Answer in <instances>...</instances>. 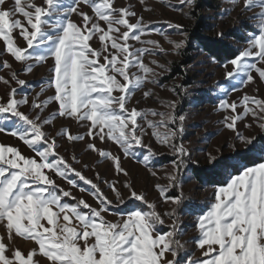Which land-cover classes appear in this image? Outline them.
I'll use <instances>...</instances> for the list:
<instances>
[{
  "label": "snow or ice",
  "instance_id": "snow-or-ice-1",
  "mask_svg": "<svg viewBox=\"0 0 264 264\" xmlns=\"http://www.w3.org/2000/svg\"><path fill=\"white\" fill-rule=\"evenodd\" d=\"M178 2L184 7L195 4V0ZM242 4V11H259L249 17L254 23L245 46L220 64L228 84L218 82L217 89L222 94L219 109L225 113L222 123L247 151L230 145L236 152L232 162L207 154L209 171L221 180L206 211L196 218L197 236L191 238L200 253L196 256L186 248L189 241L179 239L184 232L176 217L183 193L169 195L171 189L182 187L181 173L191 162L183 142L186 115L177 111L176 101L163 105L167 111L129 107L146 83L159 84L162 73L156 68L165 67L156 60L151 61L155 67L145 62L146 54L166 52L158 41L143 38L150 34L152 22L130 5L116 6L115 0H0V42L5 46L0 55L12 58V62L0 60V67L12 70L13 63H19L25 73L45 67L46 87L40 93L52 91L39 101L27 95L17 98L26 81L15 70L9 79L0 76L10 89L0 96V119L12 125L6 129L0 124V132L8 131L32 153L0 143V264H264V145L258 147L256 137L242 134L239 128L241 123L246 129L255 125L264 132V99L246 91L236 100L228 98L257 78L264 81V0H242ZM193 12L194 8L185 15L194 19ZM229 12L222 10L223 15ZM168 24L183 39L160 34L172 45L171 51L180 54L190 43V33L181 24ZM217 35L222 38L224 33ZM90 42H98L99 47ZM13 81L16 87L11 86ZM151 95L143 92L144 98ZM52 105L55 109L45 116ZM57 118L78 122L86 134H73L62 125L50 135L46 126ZM148 129L174 157L171 171L165 172L167 182L154 185L158 199L174 206L164 212L144 190H137L122 163V156L137 157L140 150L142 159L137 162L158 177L154 160L163 153L145 142ZM86 137L87 149L112 165L115 179L103 181L111 199L100 187L99 173L94 182L83 174L86 164L77 169L80 159L72 155L69 160L61 151L64 138L79 142ZM96 141L112 142L122 156ZM79 181L90 185L91 191L79 187ZM78 187L81 194L93 197L94 205L83 195H74ZM127 205L131 207L121 208ZM165 217L172 223L162 231ZM17 239L35 246L25 252L16 245Z\"/></svg>",
  "mask_w": 264,
  "mask_h": 264
},
{
  "label": "rangeland",
  "instance_id": "rangeland-1",
  "mask_svg": "<svg viewBox=\"0 0 264 264\" xmlns=\"http://www.w3.org/2000/svg\"><path fill=\"white\" fill-rule=\"evenodd\" d=\"M201 1L198 0L197 3ZM116 6L126 7L131 6L138 15H142L145 21H151L149 28V35L143 37L144 39H153L158 41L165 49L166 52L161 54L158 51L155 54H146L145 62L149 66L155 67L151 64L152 60H156L159 64L164 65V69L156 68L157 72H161L162 75L158 77L159 84L146 83L143 89L137 91L132 98L129 107L135 106L137 109H154L157 111H167L163 106L171 101L177 102V111L186 115L185 121V134L183 136V142L189 149L191 155V162L188 165V169L181 173L182 187H177L169 191V195H180L183 193L184 202L178 209L177 220L179 221V227L183 230L184 234L179 236L181 242L189 241L186 244V248L190 253H194L199 256L200 253L196 249L195 244L191 243V238L197 236V230L195 228L196 218L202 211H206L207 205L213 199V193L216 186L203 184L199 180L195 179L192 175L190 165L195 167H212L207 159V154L212 153L219 159L226 157H235L236 152L233 151L230 145L235 144L240 151H247L245 145L234 139V133L226 129L222 123V117L225 113L219 109L220 99L222 94L217 89V83L228 84L223 79V69L219 63H214L213 59L204 54L202 50L195 49L194 45L190 42L185 48L180 50V54H175L171 51L172 45L168 44L164 39V36L160 33L170 34V38L176 41L183 39L179 30L169 27L168 22L173 24H181L185 29H191L196 24L198 17L189 19L185 13L192 11L201 14L202 19L208 24L205 28L208 32L202 35L217 37L228 44L230 47L242 48L245 46L247 27L252 28L253 21L249 19L254 12L259 11L258 8H253L251 11H242V0H236L235 3L232 0H216V9L212 11H201L197 6L196 0L194 6L184 7L179 4L178 0H144L142 5L139 0H115ZM9 7L11 4L9 3ZM183 9V11H181ZM223 9H230L229 14L223 15ZM85 11L89 9L85 8ZM75 18V17H73ZM247 26V27H246ZM218 32H223L224 36L221 38L217 35ZM230 32H236V37L230 35ZM242 38V39H240ZM22 42V41H21ZM93 47H99L98 42H90ZM4 45L0 42V51L4 49ZM0 60H8L12 62V58L8 55H0ZM174 63H177L179 68L183 70L184 76L174 75L173 67ZM168 69V70H166ZM15 70L18 72L19 77L26 81L23 87H19L17 91V98L27 95L29 99L37 98L39 100L46 99L48 95L52 94L51 90L40 93L41 87H46L44 80L48 75L45 67L34 68L31 73H25L22 70V66L19 63H13V69H4L0 67V76H4L6 79L11 77V72ZM167 77V79H164ZM186 82V85H182V82ZM160 85H163L161 87ZM12 87H16L15 82L11 83ZM181 86V87H178ZM175 88L173 92L171 89ZM186 90V91H185ZM10 91L7 85L0 82V96L5 95ZM144 91H151L152 95L148 98L143 97ZM247 92L250 96L255 95L257 98L264 99V81L258 78L255 82L249 85L246 89L242 88L240 91L232 92L229 95L230 100H236L243 92ZM207 93L208 95H204ZM39 94V96H38ZM192 99L188 107H184L185 99ZM189 104V103H188ZM181 108V109H179ZM182 108H186L183 110ZM55 109V105L50 106L45 111L44 115L47 116L52 110ZM149 119H152L150 116ZM158 119V118H156ZM246 122L251 123V118H248ZM6 129H10L12 125L5 123L3 119H0ZM70 127V131L73 134H86L87 129L80 126L78 122L71 119L64 120L57 118L53 121V124L46 126V131L50 135H55L61 130V126ZM240 131L246 136H255V143L259 146L257 139L264 137V132L260 131L255 125L251 129L244 128L243 124H239ZM149 135L145 138L146 143H151L154 150L163 153L154 160V168L158 173V177H153L150 172L145 169L142 163L137 162V158L142 159L140 150L137 151V157H130L124 159L122 152L119 151L118 146L112 142H108L107 145H101L99 141H96L100 147L110 149L113 153H119L122 156V163L124 168L130 173L131 179L135 181L137 190H144L149 201H156L158 203V210L161 212L171 210L173 205L164 204L162 199H158V192L154 185L159 182L165 184L167 181L164 178L166 171H171L172 157L169 150L158 144L153 137H151V129H148ZM0 143H4L8 146H17L20 148L23 154L32 155L31 151L23 145V143L16 137L11 136L8 131L0 132ZM62 153L66 154L69 160L72 155H76L81 164L75 165L77 169L81 168V165L86 164L87 167L83 169V174L88 178L93 179L95 182L96 174L99 173L101 177L100 187L109 195V198H113L112 193L107 188V185L103 183L104 180L115 179V173L112 169V165L109 161L101 160L97 153L89 151L87 149L88 139L79 142H68L66 138L60 141ZM162 156H168L171 158L167 163H160ZM165 166V167H161ZM121 179H123L121 174ZM66 186V185H65ZM79 187H84L91 191L90 185H85L82 181L78 182ZM79 187L73 190L74 195L81 196L90 204H95V200L88 193L81 194ZM138 206L139 202H136ZM125 207H131L127 205ZM121 206V208H125ZM111 211L115 212L119 209L111 208ZM109 219H115V217H108ZM166 224L162 227V231L167 230V226L172 223V219L165 217ZM16 245L22 250L27 252L34 247L33 242H26L21 239H17Z\"/></svg>",
  "mask_w": 264,
  "mask_h": 264
},
{
  "label": "trees",
  "instance_id": "trees-1",
  "mask_svg": "<svg viewBox=\"0 0 264 264\" xmlns=\"http://www.w3.org/2000/svg\"><path fill=\"white\" fill-rule=\"evenodd\" d=\"M198 0H196V4L198 7H200L201 11H212L216 8V0H200V3H197ZM193 15L195 17H198L196 24L191 29H188V33H190L191 39L190 42L194 45L195 49H200L202 52L206 55H208L210 58H215L219 62H224L226 59L231 58V54L236 52L235 48L230 47L228 44H225L224 41L220 40L217 37L212 38L211 36L202 35L205 32H208L206 30V26L208 24L205 23V21L202 19L200 12H193ZM247 27V26H246ZM248 31L250 30L249 26L246 28ZM230 35L233 37H236V32H230ZM242 39V38H240ZM173 73L174 75L178 76H184L183 70L179 68L177 63H174L173 67ZM164 79H167L165 77ZM182 85H186V82H182ZM204 95H208L205 93ZM193 98L191 99H185V105L184 107H188L191 103ZM189 103V104H188ZM181 109V108H179ZM183 110H186V108H182ZM257 142L260 145H264V137H259L257 139ZM258 146V147H259ZM230 158H233L232 156L226 157V158H220L222 161L232 162ZM171 158L168 156H162L160 158V163H167ZM192 172V175L195 179L199 180L203 184H208L212 186H216L217 182L221 180V177L216 175L214 172L209 171L211 167L205 168V167H195L194 165H190L189 168ZM125 207V206H123Z\"/></svg>",
  "mask_w": 264,
  "mask_h": 264
}]
</instances>
